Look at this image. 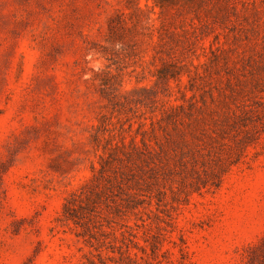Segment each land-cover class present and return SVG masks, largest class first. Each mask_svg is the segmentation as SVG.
I'll return each instance as SVG.
<instances>
[{
	"label": "rangeland",
	"instance_id": "obj_1",
	"mask_svg": "<svg viewBox=\"0 0 264 264\" xmlns=\"http://www.w3.org/2000/svg\"><path fill=\"white\" fill-rule=\"evenodd\" d=\"M155 4L0 0V264H80L98 253L62 206L98 165L91 132L101 114L128 130L127 142L149 116L150 99L124 92L163 58L183 62L164 97L179 106L183 146L161 180L165 195L155 191L127 221L146 246L133 250L141 264H264V0ZM137 7L139 27L111 41L113 20L130 29ZM111 43L122 46L112 70L125 76L115 103L92 79Z\"/></svg>",
	"mask_w": 264,
	"mask_h": 264
},
{
	"label": "trees",
	"instance_id": "obj_2",
	"mask_svg": "<svg viewBox=\"0 0 264 264\" xmlns=\"http://www.w3.org/2000/svg\"><path fill=\"white\" fill-rule=\"evenodd\" d=\"M155 3L163 12L175 5L177 0H155ZM143 12L141 7L136 8L137 23L131 30L125 23L115 25L113 20L110 25L111 41L116 37H124L127 30L139 27ZM162 27L154 23L149 26L151 34L161 30V42L166 41L167 35ZM100 49L108 64L94 71L92 79L100 81L101 95L108 102L115 103L125 76L123 72L112 70V56L122 46L116 50L114 43H111V46L102 45ZM182 76L183 62L174 58H163L162 64L153 72L146 74L143 68L135 74L137 86L125 90V96L135 94L140 103L142 99H150L152 106L149 116L144 114L140 117L137 131L130 133V141L126 140L128 130L116 129L105 113L101 114L99 123L93 126L91 142L98 152V165L92 162V176L81 188L65 198L61 211L64 220L72 224L76 235L98 252L95 254L90 249L83 254L80 264H141V257L133 248L145 250L146 246L140 245L137 234L127 221L130 215L137 216L142 210L149 209L155 191L165 195V191L160 190V184L165 178V170L171 169L169 159L178 154L180 145L183 146V122L179 114L175 113L179 106L170 105L164 97L168 96L170 82L180 84ZM149 80L153 81V85L142 84ZM161 84L167 92L163 98H159L158 88ZM139 136L140 141L137 140ZM171 144H176V148H171ZM163 199L160 197L159 201ZM95 257H98V261Z\"/></svg>",
	"mask_w": 264,
	"mask_h": 264
}]
</instances>
